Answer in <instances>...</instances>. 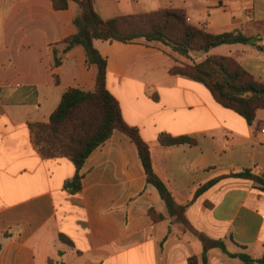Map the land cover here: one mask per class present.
I'll use <instances>...</instances> for the list:
<instances>
[{
  "label": "crops",
  "instance_id": "0c3cea01",
  "mask_svg": "<svg viewBox=\"0 0 264 264\" xmlns=\"http://www.w3.org/2000/svg\"><path fill=\"white\" fill-rule=\"evenodd\" d=\"M176 3L167 9L184 10L195 28L240 32L253 41L215 48L200 62L231 58L264 82L263 0ZM96 11L104 20L142 15L118 14L115 0H96ZM79 13L74 2L56 11L49 0H0V264H190L192 258L204 264V239L226 249H209L207 264H237L230 256L241 253L261 258L264 193L235 176L264 174V110L249 124L222 107L204 85L171 73L185 58L159 43L96 41L95 47L108 62L107 88L124 121L139 129L156 174L187 206L185 222L170 214L147 182L136 145L119 132L86 161L81 192L65 190L74 164L44 159L30 124L47 121L67 89L95 87L81 48L52 66L51 45L75 33ZM164 134L192 143L163 146ZM150 210L163 219L155 221Z\"/></svg>",
  "mask_w": 264,
  "mask_h": 264
},
{
  "label": "trees",
  "instance_id": "16d2710c",
  "mask_svg": "<svg viewBox=\"0 0 264 264\" xmlns=\"http://www.w3.org/2000/svg\"><path fill=\"white\" fill-rule=\"evenodd\" d=\"M49 1L56 11L69 10L72 2L80 10L73 21L75 33L50 47L53 68L61 67L69 53L81 48L86 56V67L95 70V87L92 91L67 89L47 121L30 124L31 141L35 149L44 159L64 158L74 164L76 174L65 184V190L74 195L82 190L80 173L90 155L110 140L115 132H119L136 145L147 182L157 189L170 214L185 222L187 206L177 204L167 185L156 174L149 145L143 140L139 129L126 124L118 100L108 90V62L96 49L95 42L130 45L143 40L149 44L159 43L176 55L189 59L192 53L209 54L213 49L225 45H248L253 43L252 39L240 32L214 35L195 28L187 23L186 13L181 9L104 20L96 11V0ZM171 73L201 83L222 107L243 116L249 124L254 123L259 110H264V82L257 81L231 58L208 56L192 66L177 65ZM159 142L170 147L191 144L192 140L164 134L159 137ZM235 177L252 182L256 190L264 193V174L256 175L246 170ZM216 183L210 182L197 196ZM149 214L155 221L163 219L154 210H150ZM61 239L65 241L63 237ZM203 244L204 264H207L209 249L220 248L226 252L222 243L204 239ZM230 257L239 259L243 264H264V255L258 259L247 253ZM190 264H199L198 259H190Z\"/></svg>",
  "mask_w": 264,
  "mask_h": 264
},
{
  "label": "rangeland",
  "instance_id": "374dc122",
  "mask_svg": "<svg viewBox=\"0 0 264 264\" xmlns=\"http://www.w3.org/2000/svg\"><path fill=\"white\" fill-rule=\"evenodd\" d=\"M118 1H119V4H118ZM118 1L115 0V5L117 6L118 14L132 13V12H136L137 14H144V13L156 12L160 9H167L171 6H177V3H176L177 0H136V1L129 2V3L127 0H118ZM169 50L171 51V49ZM201 58H202V54L192 53L190 54L189 59L186 60L185 58L184 62L178 61L179 62L178 66L183 67V66H192L194 64H198L200 63L199 60ZM236 263L243 264L239 260Z\"/></svg>",
  "mask_w": 264,
  "mask_h": 264
},
{
  "label": "built area",
  "instance_id": "2783aa9c",
  "mask_svg": "<svg viewBox=\"0 0 264 264\" xmlns=\"http://www.w3.org/2000/svg\"><path fill=\"white\" fill-rule=\"evenodd\" d=\"M264 133V131H262Z\"/></svg>",
  "mask_w": 264,
  "mask_h": 264
}]
</instances>
